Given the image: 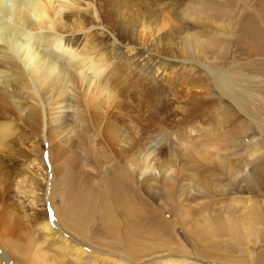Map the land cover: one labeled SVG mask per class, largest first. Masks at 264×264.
<instances>
[{"label": "rangeland", "instance_id": "rangeland-1", "mask_svg": "<svg viewBox=\"0 0 264 264\" xmlns=\"http://www.w3.org/2000/svg\"><path fill=\"white\" fill-rule=\"evenodd\" d=\"M133 2L134 6L128 15L122 14L125 10L122 2L108 5V9L119 11L117 13L119 16L104 13L105 27L88 25L90 32L95 34L99 41L100 39L107 41L109 36L106 34L110 35L109 29L113 30L116 36L120 37L117 44L123 46L129 56L139 48L144 50L154 47L153 39L157 37V33L152 35L156 22L154 17L160 16L150 1ZM196 3L198 8L194 16H207L209 20L214 17L213 25L206 31L209 30L210 38L218 41L217 45L211 43L208 46L204 57L217 67H231L250 78L248 85L252 95L242 104V109L213 87L205 89L203 97H195L200 88L190 83L178 84L176 90L169 92L166 97L164 94L156 96L151 94L146 86L135 82L138 79L136 76L133 83L123 86L125 89H122V93L115 101H111V106L107 110L91 112L92 121L95 122V124L90 122L91 131L96 126H99L98 129L101 131L99 143L97 142L92 157L93 163L87 162L86 166L90 174V178L87 179L93 182L90 183L94 188V199H89L87 203L89 206L87 205L85 216L80 219L83 221L78 228L70 221L72 218L68 220L69 223H65L61 222L57 215V209L61 212L62 207L59 192L57 194L60 177L55 173V164L52 162L53 165H50L45 143L42 144L44 146L42 154L41 142H34L35 135L32 130L20 127L17 135L15 134V137L21 134V140L17 137L20 141H17L16 147L14 146L17 151L21 150V154L9 155L10 152L8 155L0 154V158H4L6 162L1 169L0 196L27 215L47 216L52 231L57 232L51 237L53 239L50 238V245L48 243L43 245L44 251H48L51 258L57 257L55 247L66 238L74 242L73 244H76L83 254L81 262L74 258L77 256L69 255L70 259L66 258L64 264H113V261L123 264H174L175 259L182 261L186 258L191 264H263L264 0H196ZM121 10L123 12L120 14ZM142 20L145 21L143 34L140 26ZM99 30L104 34L99 33ZM130 39L138 42L146 39L148 44L145 48L137 44L131 46L124 43ZM130 47L135 48L128 53ZM189 69L180 70V75L191 78L193 71ZM161 74L162 71H158L155 77ZM202 74L206 75L205 72ZM204 75L203 79L207 78L204 81L211 83L212 80ZM193 98H202L201 106L190 110L189 103L198 101H194ZM127 115L131 117L128 119ZM111 121H117L118 125H122L125 133L133 134L136 165H130L123 154L113 155V158L118 157L104 165L97 164L96 160L100 162V159H105L104 156L109 153L112 157L115 149L105 133L106 126ZM188 125L202 132L216 126L225 134L219 146L211 149L213 151L208 156L214 154L212 158L207 157L204 159L206 161H199L193 157L192 159L185 153L182 147L184 143L182 146L177 144L179 141L185 142L184 140L189 139L184 137L191 133L184 128ZM197 131L192 132V135L197 136ZM158 142L164 147L163 153L158 154L156 156L158 158L151 154L149 156L151 165L145 169L144 159ZM77 145L80 146L76 142L75 151L84 156L82 149L85 146L80 148ZM38 146L40 150L37 149ZM257 148L261 150L253 153ZM28 156L37 157L30 167L26 162ZM106 168L110 169V172H106ZM18 171H22L23 174L25 171L27 174L16 176ZM113 177L120 179V181L117 179V187L111 185ZM76 179L74 178V181L77 183H84L83 180H87L84 177L81 180L79 175ZM52 188L56 191L55 194H52ZM129 205L137 210L135 218L129 213ZM1 208L0 204V210ZM5 217L7 218L8 214L0 218V236L6 235L7 240L3 243L0 238V244L8 251L0 247L2 262L6 263L4 256L9 252L6 258H11L10 264H14L15 260L10 257V252L14 250L11 248L18 244L15 258L19 264H24L19 259H24V250L29 249L25 241V235L30 233L29 229H27L29 233L25 229L22 231L26 232L25 234L19 233L18 230L8 235L11 229L6 225ZM234 217L240 218L239 220L253 217L255 226L261 232L258 231V238L247 241L246 238L233 237L225 222ZM31 229L32 234L35 232V238L42 239L44 235L42 232L36 227L31 226ZM176 246L182 250L177 251ZM186 249L188 252L185 253Z\"/></svg>", "mask_w": 264, "mask_h": 264}, {"label": "bare ground", "instance_id": "bare-ground-1", "mask_svg": "<svg viewBox=\"0 0 264 264\" xmlns=\"http://www.w3.org/2000/svg\"><path fill=\"white\" fill-rule=\"evenodd\" d=\"M147 1L156 6H154V10L157 9L156 11L160 15H155L157 18L154 17L156 22L152 35L157 33V37L153 39L152 43L154 47L152 49L148 47L144 50L139 48L129 56L125 53L123 46L117 44L120 37L118 38L113 30L109 29L111 34H106L109 36L107 41L104 39L99 41L96 39V35L90 32L88 25L105 27L103 25L104 13L114 16L119 12L115 11L116 9H108L107 6L118 2H122L125 9L124 13L121 10L120 14H130L135 2L133 0H88V2L84 1L85 3L80 0H0V154L8 155L9 152V155L21 154L20 149L17 151V148H14L15 145H18L17 141L21 140V134L17 136L20 137V140L15 137V134L20 127L32 130L35 135L34 142H41L42 154L44 149L42 144L45 143L50 165L55 164V173L60 177L57 194L59 192L61 197L59 199L62 201L63 205L61 204V206L63 208L61 207V212L57 209V215L61 222L65 223L72 218L73 220L70 221L75 223L76 228L83 221L80 219L87 210L89 199H94V188L91 186L93 182L87 179L90 178V174L86 166H88L87 162L93 163L92 157L97 142L99 143L101 131L98 129L99 126L91 131L90 122L93 123V113L91 112L107 110L111 106V101H115L122 93V89H125L123 88L124 85L133 83L138 76L135 82L146 86L151 94L156 96L164 94V97L169 92L175 91L178 84L187 83L188 85L190 83L196 88H200L195 97H203L206 93L205 89L213 87L240 109H242V104L247 102V98L252 95L248 85L250 83L249 76L241 74L231 67H217L204 57V52L208 46L211 43L216 44L218 41L210 38L209 35L214 17L209 20L207 16H194L198 8L196 0ZM170 14L187 16H170ZM144 23L143 20L140 23L142 24L140 25L142 26V34L145 31ZM206 29L209 30L206 31ZM99 31V33H103L102 30ZM161 31H164L165 34ZM79 32L83 33L79 35ZM124 43L145 47L148 40L144 39L138 42L130 39ZM134 48L130 47L128 53ZM206 57L208 56L206 55ZM188 68L193 71L191 78L180 75V70L185 71ZM158 71H162V74L155 77ZM204 72L212 80L211 83L204 81L207 79H203L204 74L202 73ZM193 99L198 101L189 103L190 110H195L201 106L200 100L202 98ZM130 117L128 116V119ZM116 122H109L111 124L108 123L105 129V133L111 141L110 144L115 146L112 157L109 153L104 156L105 159H100V162L96 160V162L104 165L118 157L113 158V155L123 154L130 165H136V145L134 137H132L133 134L125 133L122 125L120 126ZM184 128L191 133H187V136L181 135L189 139L184 140L183 137L185 142L179 141L177 144L182 146L184 143L182 147H184L185 153L199 161L209 157L208 155L213 151L211 149L219 146L224 134L216 126L203 130L205 132L197 131L192 125ZM194 131H197V136L192 135ZM106 141L108 142V140ZM76 142L80 144V146L77 145L80 148L85 146L82 149L84 156H80L75 151L77 150ZM88 145L90 146L88 147ZM37 149L40 150V147L38 146ZM163 149L164 147L158 142L157 146L144 159L145 169L151 165L149 156L152 154L158 158L156 156L163 153ZM259 150L261 149L257 148L253 153ZM35 159L37 157L28 156L27 165L30 167ZM5 163L4 158H0V175ZM106 172H110V169ZM21 174H23L22 171H18L16 176L20 177ZM25 174L27 172L24 171L23 175ZM77 175L80 176V179L84 177L87 180H83L84 183H77L79 180L76 179ZM74 178L77 180L76 182ZM47 179H49V174ZM117 179L113 177L112 186L117 187ZM118 180L120 181V179ZM55 181L57 182L58 179ZM54 191L53 189L52 194H55L56 191ZM32 192L33 197H35L34 190ZM95 192L97 193V191ZM4 199L0 196L2 206L0 216L4 217L8 214V217H5V222L7 221L6 225L11 229V232L7 234L10 235L18 230L20 233L25 229L26 232H28L27 229L30 232L25 235L29 249L24 250V259L20 258V261L24 264H64L66 258L70 259L71 256L69 255L77 256L74 258L78 262L82 261L83 251L76 244H73L74 242L68 241L66 238L62 239L60 244L55 247L57 257L48 256V251H44L43 245L45 243L50 245V238L54 237L57 232L52 231L47 216L40 214L39 217H36L37 215L32 217L16 209L12 203L4 201ZM128 208L130 215L135 218L137 210L130 205ZM237 218L234 217L225 222L233 237L237 239L246 238L245 240L248 239L249 241L252 238L255 239L259 231L255 226V219L253 217L241 220ZM69 225L73 226V224ZM31 226L36 227L42 232V235L44 234L42 239L34 237L35 232L32 234ZM26 232L22 233L25 234ZM0 238L3 243L7 240L5 239L7 238L6 235H1ZM0 247L3 246L0 244ZM3 249L7 250L5 247ZM11 249H14L10 252L13 255L10 257L15 260L13 263L19 264L15 258L17 257L18 244H15ZM176 249L177 251L182 250L179 246H176ZM184 252L186 253L188 250L186 249ZM6 256H9V252H6ZM6 256H4L6 263L2 262L3 257L0 256V264H10L11 258L8 259ZM186 259L182 261L175 259L173 263L191 264ZM130 260L128 259V261ZM113 262V264H123L117 261Z\"/></svg>", "mask_w": 264, "mask_h": 264}]
</instances>
